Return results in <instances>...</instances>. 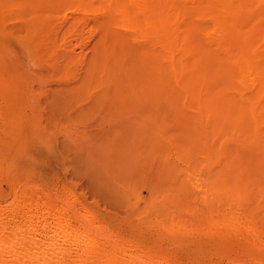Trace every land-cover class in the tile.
I'll return each mask as SVG.
<instances>
[{"label": "bare ground", "instance_id": "6f19581e", "mask_svg": "<svg viewBox=\"0 0 264 264\" xmlns=\"http://www.w3.org/2000/svg\"><path fill=\"white\" fill-rule=\"evenodd\" d=\"M3 1L39 36L63 29V39L80 38L90 28L99 38L88 82L95 83L98 76L99 82L123 81L136 101L149 107L164 102L183 123L179 158L187 166L183 176L171 163L167 169L171 175L180 169L176 194L187 197L193 191L203 208L190 210L187 218L169 215L159 225L239 237L235 251L253 264H264L256 212L246 210L241 200L254 188L264 197V177H250L231 149L264 159V0ZM67 11L76 15L67 18ZM221 132L230 134L232 147L217 144ZM150 134L154 137L146 142L160 147V130ZM260 167L264 174V164ZM35 192L31 199L22 190L0 208V264L173 260L171 254L111 231L66 189L44 196L39 188ZM11 213H19L21 220L10 225Z\"/></svg>", "mask_w": 264, "mask_h": 264}, {"label": "rangeland", "instance_id": "374dc122", "mask_svg": "<svg viewBox=\"0 0 264 264\" xmlns=\"http://www.w3.org/2000/svg\"><path fill=\"white\" fill-rule=\"evenodd\" d=\"M16 15V8L0 0V208L22 190L34 199L38 188L43 196L66 189L111 231L171 254L168 264H251L235 251L239 237L159 225L169 215L187 218L190 210L203 208L193 191L187 197L176 194L182 179L175 173L181 169L183 176L187 166L179 158L183 123L167 104L149 107L136 101L123 81L99 82L98 76L89 83L99 38L90 28L80 38L71 34L63 39V29L39 36ZM157 129L161 146L153 148L146 138ZM216 142L232 147L227 132ZM231 149L250 177H264V159ZM170 163L180 167L173 175L167 169ZM241 200L246 210H255L258 224H264V197L258 189ZM13 214L10 225L21 220L19 213Z\"/></svg>", "mask_w": 264, "mask_h": 264}]
</instances>
